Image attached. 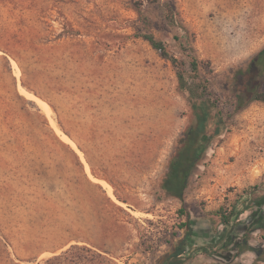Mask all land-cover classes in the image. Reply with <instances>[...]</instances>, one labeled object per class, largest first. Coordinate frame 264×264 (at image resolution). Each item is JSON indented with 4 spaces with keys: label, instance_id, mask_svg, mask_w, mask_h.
<instances>
[{
    "label": "rangeland",
    "instance_id": "374dc122",
    "mask_svg": "<svg viewBox=\"0 0 264 264\" xmlns=\"http://www.w3.org/2000/svg\"><path fill=\"white\" fill-rule=\"evenodd\" d=\"M159 3L0 0V264H158L187 214L208 231L196 232L200 245L225 228L215 211L233 205H249L233 242L183 264H264V100L211 139L183 200L165 198L160 182L192 110L177 68L137 36L151 32L184 69L180 44L192 46L227 113L234 70L264 46V0Z\"/></svg>",
    "mask_w": 264,
    "mask_h": 264
},
{
    "label": "trees",
    "instance_id": "16d2710c",
    "mask_svg": "<svg viewBox=\"0 0 264 264\" xmlns=\"http://www.w3.org/2000/svg\"><path fill=\"white\" fill-rule=\"evenodd\" d=\"M154 2L159 3V0H154ZM159 4L166 12L168 23L179 26L185 30V35H187L185 27L177 20L176 13L169 3L162 2ZM137 36L146 40L162 58L169 60L177 68L178 87L188 93L192 118L177 140L174 151L169 158L167 170L159 186L165 198L172 197L183 200L191 176L208 148L211 139L221 135L227 128L232 116L245 107L249 101L264 100V93L257 92L258 82L264 76V46L244 66L234 70L229 85L231 88L225 91L226 98L230 103V111L224 113L218 106L217 98L210 90L209 79L201 76V68L208 72L210 71L209 61L199 59L194 53L193 47L182 42L180 46L183 51L187 52L189 58L188 68L184 69V63L171 54L165 43L157 39L151 32L138 33ZM175 38L178 39V36L175 35ZM23 85L26 86L25 83ZM75 157L77 164L80 166L81 163L78 157L76 155ZM87 160L90 162L88 157ZM82 176L89 184L96 186L101 191L100 193L108 203L123 210L121 207L115 205L101 186L92 183L84 174ZM259 188L257 185H254L252 189L260 192ZM248 194L250 195V192ZM258 194L254 193L250 195L249 200L252 202L263 198V195ZM117 198L120 199L118 196ZM248 208L249 205L244 206L242 209H236L233 205L229 210L224 209V207L216 210L215 213L219 216L220 222L224 224L225 228L222 233L218 234L215 240H209L200 245H196L194 241L196 239L195 237H198L196 232L206 234L208 231L194 230L191 225L192 221L190 216L187 214V221L182 225V227H186L184 234L182 236L178 232L172 234V238H175L176 241L172 244L171 249L160 257L158 264H183L187 258L192 257L194 250L204 254H210L213 248L221 241L224 246L231 244L234 239L232 240L233 237L228 238V236L237 230L236 226L238 224L235 221V217ZM256 228H264V215L259 220ZM251 230H255V228ZM166 242L170 243V239H167ZM242 244L244 242L239 246H242Z\"/></svg>",
    "mask_w": 264,
    "mask_h": 264
},
{
    "label": "bare ground",
    "instance_id": "6f19581e",
    "mask_svg": "<svg viewBox=\"0 0 264 264\" xmlns=\"http://www.w3.org/2000/svg\"><path fill=\"white\" fill-rule=\"evenodd\" d=\"M104 183H105V182H104ZM104 183H103V184H104ZM104 185H106V187H108V189L111 190V186H110L109 184L105 183Z\"/></svg>",
    "mask_w": 264,
    "mask_h": 264
}]
</instances>
